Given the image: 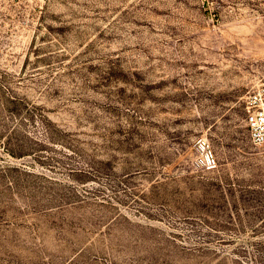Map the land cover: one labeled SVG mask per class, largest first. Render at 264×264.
<instances>
[{"label": "rangeland", "instance_id": "obj_1", "mask_svg": "<svg viewBox=\"0 0 264 264\" xmlns=\"http://www.w3.org/2000/svg\"><path fill=\"white\" fill-rule=\"evenodd\" d=\"M259 82L264 0H0V264H264Z\"/></svg>", "mask_w": 264, "mask_h": 264}, {"label": "built area", "instance_id": "obj_2", "mask_svg": "<svg viewBox=\"0 0 264 264\" xmlns=\"http://www.w3.org/2000/svg\"><path fill=\"white\" fill-rule=\"evenodd\" d=\"M245 123L254 145L264 146V82H259L244 99ZM197 165L205 171L217 168V159L209 142L199 138L195 143Z\"/></svg>", "mask_w": 264, "mask_h": 264}]
</instances>
